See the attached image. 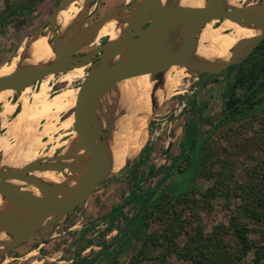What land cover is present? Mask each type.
I'll use <instances>...</instances> for the list:
<instances>
[{
  "label": "rangeland",
  "instance_id": "rangeland-1",
  "mask_svg": "<svg viewBox=\"0 0 264 264\" xmlns=\"http://www.w3.org/2000/svg\"><path fill=\"white\" fill-rule=\"evenodd\" d=\"M135 1L90 0L84 15L83 11L77 13L75 28L94 29L101 25L102 14L117 12L120 10L118 5H131ZM262 1L238 0L237 5ZM58 2L0 0V69L8 67L9 74L19 69L15 60L19 44L48 31V17ZM62 9L57 12L58 20ZM105 39L109 40L108 33L102 34L99 45ZM94 47L81 45L70 59L81 57ZM123 57L121 55L118 61ZM88 65L82 68V79L69 81V77L78 75V67H75L53 74L47 84L40 80L32 87L35 93H41L42 100L58 102L51 110L52 114L44 115L38 127L37 141L41 146L37 160L53 158L57 153L60 157L70 147L72 133L58 128V123L73 111L74 106L66 103L70 97L67 93L77 90L82 80L87 79L91 73ZM234 73V69L227 68L210 75L198 97L199 103L196 92L202 73L192 72L186 78L181 77L184 89H170L169 101L159 104L155 115L145 117L141 136L120 171L106 178L73 212L0 255V264H68L72 260H86L90 264H191L190 260L176 254L177 250L185 248L192 249L205 264L208 250L203 247L207 245L209 248L219 245L220 252L222 248L237 252L240 248L232 231L228 229L225 233L223 229L230 226L232 213H237L236 205L247 190L246 183L260 180L264 187V140L256 142L258 146L252 142L253 138L258 141L264 135V103L232 121H223L224 102L232 89ZM18 95H8L0 100V143L6 137L9 124L13 123L15 113L20 111ZM197 103L202 108L200 113L195 110ZM190 117L192 121H189ZM194 123H198L197 133L196 126H191ZM262 129V134H256ZM195 134L194 144L173 167V162L185 148L186 139L189 145ZM242 140H249V146H242ZM23 142L10 140L9 145H15L13 150H18L25 146ZM28 142L29 139L26 144ZM143 145L146 149L139 163L138 154ZM252 168L256 169L254 176L248 172ZM141 180L139 189L162 184L150 199L149 191L131 198L130 194ZM227 189L230 190L229 203H235L234 208L225 205L228 202L223 194ZM208 190H213L214 196L206 199L203 195ZM144 199L148 200L143 208L140 200ZM261 199L264 200V193ZM115 208L118 213L113 214ZM249 227L252 228L249 236L255 243L262 244L259 225L250 223ZM102 247L105 250L100 253ZM253 256L252 250L246 257L249 261ZM221 258L222 253L215 254L210 261L219 263ZM260 264H264V257Z\"/></svg>",
  "mask_w": 264,
  "mask_h": 264
},
{
  "label": "water",
  "instance_id": "water-1",
  "mask_svg": "<svg viewBox=\"0 0 264 264\" xmlns=\"http://www.w3.org/2000/svg\"><path fill=\"white\" fill-rule=\"evenodd\" d=\"M70 1L59 0L56 8L48 17V31L51 34V42L57 52V57L39 68L21 69L9 75L0 76V90L12 88L20 92L25 88H32L49 74L86 66L90 63L99 64L97 70L78 86L72 111V130L77 134L74 148L60 157H57L59 153L53 158L43 157L19 169H0V194L12 203L8 212L0 214V226L12 221L18 222L13 231L18 236L17 242L3 254L8 253L21 241L39 235L55 221L85 202L110 176L108 174L109 160L103 144L107 129L100 125L96 117V109L103 92L124 79L143 74L152 76L156 72L181 63L198 45L202 28L212 20L229 19L242 26L260 29L261 34L257 38L239 44L234 50L235 55L216 68L204 69L198 66L200 63L193 64L195 66L192 72L202 73L196 92L198 99L210 75L232 65L238 66L264 38V1L226 8L222 5V0H206L200 8H178V0H171L167 8L160 9V0H136L131 5H118L119 8L127 9L130 18L128 28L120 39L105 41L95 46L89 53L70 59V55L84 44L85 33L77 28L68 29L65 40L69 43H60L56 33L58 27L54 22L57 12ZM179 26H183V31L177 47L167 52L164 35ZM122 54L125 55L120 62L107 67L109 58ZM197 102L199 103V99ZM186 151L187 147L181 151L176 164ZM83 158H89V162L77 171H82L88 166L89 171L85 183L78 187H54L29 176L32 170L71 171L74 164ZM64 160L67 162L62 163L61 161ZM8 179H16L34 186L44 195H31L20 189L12 190L4 183V180ZM148 189L146 187L138 194L146 193ZM32 206L35 207L37 214H34L32 221L23 219L27 209Z\"/></svg>",
  "mask_w": 264,
  "mask_h": 264
},
{
  "label": "bare ground",
  "instance_id": "bare-ground-1",
  "mask_svg": "<svg viewBox=\"0 0 264 264\" xmlns=\"http://www.w3.org/2000/svg\"><path fill=\"white\" fill-rule=\"evenodd\" d=\"M88 1L71 0L63 6L59 20L58 13L55 15L54 22L58 27L56 33L60 43H69V41L65 40L66 32L68 29L75 28L77 13L84 10ZM170 2L171 0H160V9L167 8ZM205 2L206 0H178L177 7L200 8ZM237 2L238 0H222V5L226 8L238 7ZM73 3L74 6H72ZM128 16L129 12L127 9L120 8L117 12L102 14L100 16L101 25L98 24L96 28L78 29L85 33L83 45L85 47L99 46L100 37L106 33L109 34L108 41L114 37V40L120 39L128 28L130 21ZM216 23L218 25L215 27L214 24ZM182 31L183 26H179L164 35L167 52H171L177 47ZM260 34L261 30L258 28L242 26L229 19L212 20L202 28L198 45L181 63L156 72L152 76L143 74L124 79L103 92L96 109V117L100 125L107 129V133L103 137V144L109 160L108 174L113 175L120 171L139 139L145 117L155 115L158 105L169 101L170 89L175 88L177 91L184 89L181 77L186 78L192 73L195 66L193 65L194 63H200L198 66L204 69L216 68L235 55L236 52L234 50L239 44L252 41ZM124 55L122 54V56ZM120 56L109 58L107 67L120 62L118 61ZM56 57L57 52L51 42V34L46 31L43 34L31 36L20 43L15 60L16 63H19V69L17 70L36 69L53 61ZM98 66L99 64L88 65L89 69H91L89 75L93 74ZM82 68L83 66L76 68L78 75H72V77H69V81L82 79L84 76ZM2 75H9L8 67L0 69V76ZM52 79L53 74H49L41 80L47 84ZM84 81L85 79L82 80V82ZM77 92L78 89L67 93L70 96L68 97V102H66L69 106L75 105ZM16 93H19L18 104H20V111L14 117L13 123L9 124L5 132L6 137L0 143V153H2L0 169H19L23 165L37 160L36 154L41 146L39 141H37L38 127L41 125L44 115L50 114L51 110L54 109L53 107L58 105L56 100H42L41 93H35L29 87L20 92L12 88L1 89L0 100L5 96ZM58 124V128L67 129L70 131L69 133H72L69 143L70 147L65 152L67 153L74 148L77 141V134L72 130L73 113L71 112ZM28 139L29 142L26 144ZM10 140L19 141L20 144L25 141V146L22 145V148L13 150L15 145H9ZM61 162L66 163L67 160ZM88 162L89 158H83L74 164L71 171L32 170L29 176L41 183L54 187H78L85 183L89 166L82 171L77 170L83 168ZM4 183L12 190L20 189V191L31 195H44L38 188L16 179L4 180ZM11 207L12 203L0 194V214L8 212ZM34 214H37V211L32 206L27 209L23 219L32 221ZM16 223L18 222L12 221L9 224L0 226V255L7 246L17 242L18 236L13 233L17 226Z\"/></svg>",
  "mask_w": 264,
  "mask_h": 264
},
{
  "label": "trees",
  "instance_id": "trees-1",
  "mask_svg": "<svg viewBox=\"0 0 264 264\" xmlns=\"http://www.w3.org/2000/svg\"><path fill=\"white\" fill-rule=\"evenodd\" d=\"M228 69H234L235 73H234V81H233L232 89L230 93L227 94L228 97L224 102V110H223L224 117L222 119L223 121L224 120L232 121L233 119H236L238 115H242V113L248 110L251 111L255 110L261 104L264 103V39L253 49V51L248 55V57L245 59L244 62L240 63L238 66H234V65L229 66ZM196 106L198 107L197 112L200 113L202 110L201 106L198 104H196ZM191 126L194 127L196 126L197 128L196 133H197L198 123H194ZM186 131H188V129ZM262 133H263V129L262 131L256 134L259 135ZM195 137L196 134L194 138L191 140L189 145L187 144V139H186V142L183 147H187L188 145L187 151L194 144ZM256 139L253 138L252 140V142H254L253 144L254 146H258L256 142L264 140V135L260 136L258 141ZM241 144L244 147H248L250 143L249 140H242ZM183 147H181V150ZM145 149H146V145L141 149L138 155L139 163ZM186 152L183 154L182 158L186 156ZM177 159L178 158H176L175 161L173 162V167L174 165H176ZM136 165L137 164L133 166L132 168L133 170H135ZM248 172L252 176H254L256 169L252 168L248 170ZM135 176L136 174H134V177ZM166 176H169V173ZM141 183L142 180L138 182V184L136 185V189L130 194L131 198H133L135 195L137 196L140 195L138 194V192L142 190L139 189L140 187L139 185ZM161 184H157L154 188L148 189V191L150 192V197L148 199L152 198V196L155 194V192L157 191V189L160 187ZM246 184H247L246 185L247 190L241 196L242 198L240 200V203L236 205L237 213L236 212L234 214L232 213L230 226L227 229H223V232L225 233L228 231V229L232 231L233 236L238 241V247L240 249L237 252L235 251L227 252L225 251L224 248L221 247L222 252H220L218 250V247H220L219 245H214L212 248H209V246L207 245L203 247L208 250L207 263L205 264H260L261 263V259L264 257V211H263L264 200L261 199V195L264 193V187L263 184L260 182V180L258 182L257 181L252 182L250 180ZM229 192L230 190L227 189L226 192L223 194L224 197L226 198V201L228 202V204L225 203V205L227 207H230V205H232L233 206L232 208H234L235 203L234 204L232 202H231L232 204L229 203L231 199L229 196L227 197ZM203 196L206 199L211 196H214L213 190H208V192H206L205 195ZM148 199L140 200L143 203L142 204L143 208ZM112 213L113 214L118 213L117 208L113 209ZM133 221L134 219L131 220L129 225ZM250 223L259 225L258 231L262 236L261 237L263 241L262 244L255 243L254 239H252L249 236L250 233L252 232V228L249 227ZM198 246H200V244H198ZM104 250L105 248L102 247L100 253L103 252ZM191 250H189L188 248H185L183 250H177L176 254L180 257L183 256L187 258L188 260H190L191 264H203V262L200 261L199 258H197L196 255L197 253H193ZM252 250L254 256L253 258H249L248 261V258L246 256H248V254H250ZM219 253H222V258L220 259L219 263L211 262L210 258L215 254H219ZM245 259H247L246 262ZM71 264H90V262L76 261V262H72Z\"/></svg>",
  "mask_w": 264,
  "mask_h": 264
},
{
  "label": "flooded vegetation",
  "instance_id": "flooded-vegetation-1",
  "mask_svg": "<svg viewBox=\"0 0 264 264\" xmlns=\"http://www.w3.org/2000/svg\"><path fill=\"white\" fill-rule=\"evenodd\" d=\"M75 26H76V23H75ZM143 27H145V25H144ZM105 41H106V39H105ZM199 82H200V81H199ZM198 85H199V83H198ZM197 104H198V103H197ZM198 105H199V104H198ZM195 110H196V112L198 111V107L196 106V104H195ZM18 112H19V111H18ZM18 112L15 113V116H16V114H17ZM191 118H192V117H191ZM191 118H190V120H191ZM190 120H189V121H190ZM191 121H192V120H191ZM141 133H142V130H141ZM141 133H140V136H141ZM140 136H139V138H140ZM138 140H139V139H138ZM137 142H138V141H137ZM135 145H136V144H135ZM0 154H1V153H0ZM0 156H1V155H0ZM127 158H128V157H127ZM126 160H127V159H126ZM126 160H125V162H126ZM125 162H124V163H125ZM123 165H124V164H123ZM123 165H122V166H123ZM121 168H122V167H121ZM135 173H136V172H135ZM135 173H134V174H135ZM96 190H97V189H96ZM96 190H95V191H96ZM83 203H84V202H83ZM77 207H78V206H77ZM77 207H75V208H74L72 211H70V212H73ZM70 212H69V213H70ZM8 247H9V246H7L6 249H7ZM6 249H5V251H6ZM3 253H4V252H3ZM3 253H2V254H3ZM2 254H1V255H2Z\"/></svg>",
  "mask_w": 264,
  "mask_h": 264
},
{
  "label": "crops",
  "instance_id": "crops-1",
  "mask_svg": "<svg viewBox=\"0 0 264 264\" xmlns=\"http://www.w3.org/2000/svg\"><path fill=\"white\" fill-rule=\"evenodd\" d=\"M190 118H191V117H190ZM190 118H189V120H190ZM101 250H102V248H101ZM72 262H76V261L72 260V261H70L68 264H71ZM85 262H89V261H86V260H85Z\"/></svg>",
  "mask_w": 264,
  "mask_h": 264
}]
</instances>
